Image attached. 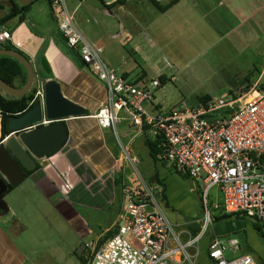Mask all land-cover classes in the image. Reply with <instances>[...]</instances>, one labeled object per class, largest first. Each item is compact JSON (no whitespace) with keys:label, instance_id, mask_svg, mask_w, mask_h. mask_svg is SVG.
<instances>
[{"label":"crops","instance_id":"1","mask_svg":"<svg viewBox=\"0 0 264 264\" xmlns=\"http://www.w3.org/2000/svg\"><path fill=\"white\" fill-rule=\"evenodd\" d=\"M92 1L94 2L90 0L91 3L87 7L103 16V22L109 28L108 37L113 40L118 36L113 33V23L121 24L123 19L132 17L136 20V25L140 21L139 2H116L109 8L100 0ZM5 2L9 3L8 6L4 5ZM17 2L22 6L30 5V10L23 18L20 15L16 16L0 27V31L8 30L11 33V39L7 42L29 57L35 68L38 83L41 84V81L49 79L57 80L62 85L64 95L85 107L89 115L65 120L68 127L65 145L56 153L40 160L38 169L14 186L2 199L0 264H35L33 260L39 261V259H33L35 255L33 250L37 253L50 244L52 246L48 247H58V239L46 237L50 230L59 236L60 240L63 236L71 235L75 244L80 246L76 248L79 258L88 259L89 250L86 245L98 243L103 235L113 228L117 230L119 214L123 207V187H135L136 184L138 187L144 182L153 186L151 188H160V185L151 181L155 174L166 185V207L177 215L174 227L179 230L177 233L174 228L175 233L180 237L182 235L185 240L181 239L183 243L198 236L200 226L196 224L200 222L199 216L202 211L197 198L188 194V198L177 200V195L169 186L170 182L176 181L175 186L181 191L183 189L179 183L181 174L172 170L169 164L153 159L145 143L146 137L151 135L134 127L127 117H124L125 113L122 114L116 131L104 129L98 124L95 115L106 105V86L82 62L77 52L67 45L50 2L48 0H17ZM0 4L4 7L0 9V18H2L9 12L11 5L9 1ZM238 4L239 1L233 0H179L162 14L182 10L184 13L181 16H183L193 9L198 12L201 20H212L215 24L223 25L229 19L237 20ZM77 7L73 12H76ZM243 13H246V10ZM182 23L184 25L186 20ZM149 29L148 26L147 30ZM123 31H127L126 28H123ZM141 31V28L139 30L136 28L133 32L138 37L143 35ZM102 47L104 48V45ZM108 53L111 66L126 79L137 83L140 76L147 77L144 70L135 77L130 75L129 70L124 67L128 59L124 53L120 54L121 60L117 63H112V52L108 51ZM258 82L262 87L260 79L252 83ZM236 89L238 91L241 88L238 86ZM150 106L153 112L166 111L156 100ZM124 153L131 156L132 164L126 162ZM136 164L140 167L138 170ZM134 167L137 174L132 169ZM213 202L216 206L222 202L218 189ZM185 208L190 209V214L185 212ZM104 218H108V222L102 225L101 219ZM183 218L187 221L184 222ZM237 222L244 224L242 221L237 220ZM220 223L222 222L216 225ZM216 225L215 236L225 237L224 239L233 238L230 234L241 228L228 227L217 231ZM31 229H34L33 233ZM252 231L255 233L253 228ZM89 236L92 238L88 239ZM30 238L33 243L28 241ZM203 239L204 235L197 248H189L188 253L193 257L198 249L199 254L197 258H193L192 263L213 264L208 258L209 244L213 238L204 239L205 256L200 260V243ZM262 255L264 258V253ZM172 264L191 263L179 261L177 258Z\"/></svg>","mask_w":264,"mask_h":264},{"label":"built area","instance_id":"2","mask_svg":"<svg viewBox=\"0 0 264 264\" xmlns=\"http://www.w3.org/2000/svg\"><path fill=\"white\" fill-rule=\"evenodd\" d=\"M66 1L50 2L59 30L107 89L106 105L95 115L98 124L116 131L125 113L134 127L158 140L160 163L169 164L181 175L202 179L207 186L206 199L209 190L216 187L225 213L240 214L264 225V90L260 83L238 90L230 99L184 103L150 112L145 104L153 103L162 81L154 79L140 85L108 65L102 57L103 48L82 34L75 12L69 10ZM9 39L8 30L0 31V44ZM39 98H43L40 83L33 102ZM154 188L144 182L138 187H123L117 230L100 246L94 242L86 245L87 264H172L177 258L195 264L192 260L199 251L192 257L188 249H196L204 233L183 243ZM209 215L207 210V224ZM240 247L238 238L215 236L209 244L208 258L213 264H257L249 254L227 256L228 251L237 253Z\"/></svg>","mask_w":264,"mask_h":264},{"label":"rangeland","instance_id":"3","mask_svg":"<svg viewBox=\"0 0 264 264\" xmlns=\"http://www.w3.org/2000/svg\"><path fill=\"white\" fill-rule=\"evenodd\" d=\"M116 1L114 2L116 3ZM123 1L140 3L141 6L138 9L140 21L136 25V20L132 17L123 19L121 24L113 23V33L118 34L116 40L108 37L109 28L103 22V16L96 14L93 9L87 7L94 1L67 0L66 2L71 12L78 6L75 12V22L79 30L91 43L100 47L104 45L102 57L108 65L111 66L108 51L112 52V63L119 62L121 60L120 54L124 53L128 58L124 67L129 70L132 77L137 76L143 70L146 71L147 77L140 76L137 80L140 85L154 79L162 81V77L166 79L165 82L162 81V85L155 93L156 102L161 103L164 109L169 110L184 103L193 105L204 104L220 98L230 99L236 94L238 86L243 89L258 79L261 80V88L264 90V0H233L239 1L236 7L237 20L229 19L223 25L215 24L212 20H201L198 12L193 9L183 16H181L184 13L182 10L162 14L148 0ZM169 1H162V3L167 4ZM8 4V2L4 3L5 6ZM133 10L137 11L136 9ZM245 10L246 13H243ZM146 20L150 21L146 22ZM185 20L186 23L183 25L182 22ZM148 26L149 30H147ZM123 28H126L127 31H123ZM136 28L138 30L141 28L143 35L137 37L133 32ZM172 77L175 79L172 80ZM38 82L36 77L34 88L38 86ZM241 89L238 90L242 91ZM145 108L153 112L150 104L146 103ZM124 157L128 164L133 163L128 153H124ZM139 168V165L136 164V169ZM132 169L137 174L135 167ZM179 177L182 179L178 181L183 187L184 193H182L183 189L181 192L175 186L176 181L170 182L171 191L177 195V200L178 198L183 199V197L188 198V194L195 197L199 196L203 205V211L200 212L199 216L200 222L196 224L200 226L199 234L204 233V239L214 238L217 235L215 231L217 223L214 224V218L223 210L220 205L216 206L213 202V199L216 198L217 188H211L206 199L207 186L202 179ZM147 185L153 187L148 183ZM154 189L162 209L174 226L177 222V215L167 208L165 202L161 200L162 187ZM219 196L221 197L220 194ZM207 210H209L210 215L209 222L205 225ZM185 212L190 214V209L187 208ZM183 221L186 222L187 220L183 218ZM229 221H222L216 225L217 231L225 230L228 227L234 229L241 227L238 231L230 234L231 237H236L241 242V231L244 229L248 243L254 250L251 255L259 264L257 258L263 256L264 240L252 231V222L250 221L247 225L243 222L244 226L242 223L238 224L237 220ZM107 222L108 218L101 219L102 225ZM174 228L178 233L179 229L176 226ZM31 231L33 233L34 229ZM114 231L115 228L104 234L97 245L100 246ZM46 237L53 240L58 239V247H48L52 246L50 244L37 253L33 250V254H35L33 259H39V261L33 260V263H82V258H79L78 250H76L80 246L75 244L76 242L73 241L71 235L63 236L60 240V237L50 230ZM90 237L88 239L92 238ZM181 239H183L182 235ZM204 239L200 243V260L205 256ZM28 241L33 243L31 238ZM183 241L185 240L183 239ZM244 253L248 252L244 245H241L237 253L228 251L227 256L232 258Z\"/></svg>","mask_w":264,"mask_h":264},{"label":"water","instance_id":"4","mask_svg":"<svg viewBox=\"0 0 264 264\" xmlns=\"http://www.w3.org/2000/svg\"><path fill=\"white\" fill-rule=\"evenodd\" d=\"M102 1L111 4L116 0ZM0 56L16 59L27 72V81L22 87L13 86L0 77V95L20 99L31 93L37 76L29 58L17 49L2 47ZM41 85L43 98L36 99L29 109L6 119L0 111V203L14 186L25 179L26 171H35L40 160L65 145L68 137L65 120L88 113L85 107L64 95L57 80H44ZM3 106L4 103L0 102V110Z\"/></svg>","mask_w":264,"mask_h":264},{"label":"trees","instance_id":"5","mask_svg":"<svg viewBox=\"0 0 264 264\" xmlns=\"http://www.w3.org/2000/svg\"><path fill=\"white\" fill-rule=\"evenodd\" d=\"M3 1H9L11 6L9 8V12L4 17L0 18V27L4 25V23H6L7 21H9L10 19L16 16L20 15L21 18H23L25 14H27L28 11L30 10V5H24V6L19 5L17 0H0V2H3ZM48 1L51 2V0H48ZM100 1L104 3L102 0ZM148 1L151 2L161 13L166 12L172 6H174L176 3L179 2V0H170L167 4H163L162 1L160 0H148ZM116 2H124V1L117 0ZM113 4H115V2L110 5H107V4L105 5L110 8ZM3 8H4L3 5L0 4V9H3ZM0 47L5 48V49H16L11 43H8V42L4 44H0ZM0 77L11 85L14 79H19L21 82V86H24L27 81V72H26V69L16 59L8 57V56H0ZM165 80L166 79L162 77V81L165 82ZM36 90H37V87H35L31 93H29L28 95L20 99H8L0 95V102L4 103V106L0 111H2V113L6 117L11 116V115H17V114L24 112L25 110L29 109L32 106L31 103H33ZM87 115H89V113ZM6 134H8V132H6ZM145 143L149 147L151 156L153 157V159L155 161H159L158 153L160 149L158 147V144H159L158 140L153 139L150 136H147L145 139ZM163 164H167V163L164 162ZM38 167L39 166H37V169ZM33 172L34 171H31V172L26 171V177L30 176ZM181 176L189 178L186 175H181ZM151 181L154 183H157L158 185L162 187L160 198L163 202H166L167 201L166 185L161 180L158 179L157 174L153 176ZM196 198H197V203L199 207L201 208V211H203L202 200L199 198V196H196ZM229 220L242 221L246 225L250 222V220L247 219L243 215H240V214L231 215V214L225 213L224 210H222V213L214 218V224L222 222V221H229ZM252 226L255 232L258 234V236L264 240V225L261 223L252 222ZM115 232L116 231H114L107 239L112 237ZM196 233H197V230L195 231V234ZM241 234H242L241 236L242 238H241L240 243L241 245H244L245 250L248 252L244 254L251 255V253L254 252V250L250 247L248 243L246 231L243 229L241 231ZM257 261L259 264H264V258H262L261 256H258ZM87 262H88V259L82 258L81 264H87Z\"/></svg>","mask_w":264,"mask_h":264},{"label":"flooded vegetation","instance_id":"6","mask_svg":"<svg viewBox=\"0 0 264 264\" xmlns=\"http://www.w3.org/2000/svg\"><path fill=\"white\" fill-rule=\"evenodd\" d=\"M13 86H16V87H22L21 86V82L19 79H14L13 80V83H12ZM7 117L5 116L4 119H6ZM6 132V131H5Z\"/></svg>","mask_w":264,"mask_h":264}]
</instances>
